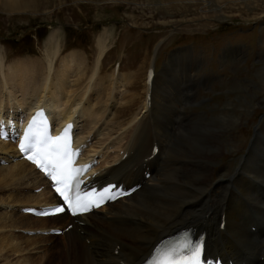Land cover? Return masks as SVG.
Masks as SVG:
<instances>
[{"label": "bare ground", "instance_id": "1", "mask_svg": "<svg viewBox=\"0 0 264 264\" xmlns=\"http://www.w3.org/2000/svg\"><path fill=\"white\" fill-rule=\"evenodd\" d=\"M54 34H51L46 40L45 55L49 60L44 63L43 69L40 71L42 74L38 75L34 71L31 77V73L28 71L31 65L27 67L26 63L21 62H17L15 65L13 62V64H7L8 66L3 65L1 69L2 56L0 54V113L5 106L10 107L12 110L19 107L28 114L41 107L52 121L55 120L61 125L71 119L76 112V118L80 119L81 128L80 136L76 135L75 139L81 141L85 138L83 142L86 143L87 135L93 129H95L94 135L96 131H99L96 129V125L103 129L101 128L103 123L108 124L111 122V119L107 121L108 118L104 121L101 119L105 118L106 115L105 103H116L118 100H125V93L128 90H125L121 95L119 93V95H115V92L111 95L113 88L119 89L121 86L128 85L132 76L131 74L126 75V73L124 75L117 72V78L114 80L116 84L111 82L115 79L113 76H110L109 79L104 76L106 78L104 80L97 77L101 57L107 49L106 40L108 37L104 34L96 41L97 54L93 68L90 69V74L86 78V81L89 79L88 82L84 86L81 84V87H76L78 83L69 79L73 75H81V79L86 75L84 60L79 57L78 53H69L70 55L63 56L57 70H54L53 59L58 53L59 47V43L56 42L58 39L55 40ZM31 64L33 67V63ZM38 65L36 64V66ZM40 67H36V69H41L42 67ZM25 81H30L28 87ZM74 81H77V79L75 78ZM106 81H108V85L104 88L103 93L99 91L104 96L97 97L96 92L98 90L95 91L93 88L90 89V94L86 91V84L91 83L96 87L103 85L104 82L106 84ZM25 86L27 89L23 88ZM152 88L153 104L150 112L155 117L153 123L154 126H157L156 132L160 142L158 151L161 152L163 160L157 153L153 159L152 174L138 191L127 198L117 200L101 208L99 211L105 210L103 213L88 214L83 225L78 228L73 226L70 231L65 233L63 235L66 248L65 254L56 258L55 262L59 264H134L147 253L152 243L163 234L188 223L197 225L202 214L204 215L208 210L210 211L209 214L206 218L201 219L199 226L203 224V227L210 233V245L215 254L233 256L239 259L240 264L254 263L256 257L260 255L264 257V236L258 240L253 238L264 229V204L262 203L264 202V188L260 186L261 183L264 184V163L258 161L253 155L255 153L252 155L248 153V148L235 169L219 166L215 169L217 172L216 179L211 178L212 168L227 149L225 140H221L220 137H224L231 127L239 123L240 117L229 115L227 111L222 114L219 113L220 115L216 117L211 116L210 119L200 117L194 112H192L193 114H186V112L176 110L187 105L188 100L186 98L185 101L181 99L175 105L165 106L164 103H160L161 96L159 92L161 88L159 84L156 83L155 87L152 85ZM15 89L23 92L20 96L21 102L20 99L17 100L13 96ZM78 89L82 93L74 94ZM189 90H192V88H189ZM57 92L60 94H57ZM28 93L33 94L31 100L26 102L25 95H28ZM4 94L7 95L8 100L2 99ZM104 97L109 98L108 101L106 100L107 102L104 101ZM130 101L131 99L126 100L124 104ZM91 102L96 104L98 102V104L95 105ZM156 107L159 108L158 113ZM144 113L139 116H137L138 113H134L131 116L132 132L135 131L138 123L150 120L151 114L149 116ZM10 114H14V112L11 111ZM109 115L110 117L113 116L114 112L110 110ZM201 115L203 116V114ZM214 124H217L216 128ZM109 131L111 132V128ZM132 136L135 144L138 134L133 133ZM101 140L104 141V139ZM112 140L105 141L103 147L110 144L117 149V143ZM150 140L151 138L143 143L141 150L129 140L125 141L124 145L127 146L128 150L132 149L133 153L127 159L105 169L101 173V177L105 179L123 176L125 183L136 180L139 176L140 166L138 157H141L143 151L147 149ZM0 150L1 158L7 157L5 154L8 151L9 154L14 153L13 145L8 143L1 142ZM86 151H89L85 154L86 157L99 152L98 148L94 146L87 147ZM100 159H102V156ZM117 160L118 157L112 161L116 162ZM6 165H0L5 166L0 168V187L2 189H16H8L10 191L5 195L6 197L0 198V203L10 201L21 204L24 202H38L47 198L48 193L46 191H44V195L42 193L33 195L29 192V188H34L38 183V176L29 165L22 161L11 163L8 159ZM197 166L203 168L202 173L196 172L195 168ZM132 167H135V169L132 170ZM224 168L228 170H223ZM239 168L244 174L241 179H238L235 174ZM163 170L165 178L159 181L163 185L162 191L157 193L154 183L156 177ZM180 179L189 184H194V187L199 191H194V196L187 195L183 197L177 195L182 188L188 187L185 183H177ZM222 180L224 181L219 186H215ZM206 185L207 187H205ZM211 187L213 188L211 189ZM138 207L140 208L138 209ZM142 213H146V215L143 216ZM15 214L6 210L0 211L1 231L5 228L24 227L25 224L29 225L32 221L38 223L36 225L38 227L43 224L42 222L48 221L45 218L31 217L19 212ZM221 215L224 216L225 220L224 233L217 228ZM59 220L60 217L53 218V224H58ZM249 225H255L257 232H251ZM117 226H122L123 230H118ZM26 227L33 228L34 226ZM1 231L0 234H2ZM19 238H22V236L11 232L4 234L2 237L5 242H8L9 251L14 252V254L19 252L21 256H26L21 259H19L20 257L17 258L20 264H36L37 260H34L33 254L29 253L30 250H38L39 248L37 252L49 253L48 248L40 251L43 247L36 248L33 244H30L27 237L23 238L24 246L21 247L20 242H18L19 245H15L14 240ZM30 238L37 239L34 236H30ZM64 243L61 246H64ZM2 246L3 244L0 249L3 248ZM114 250H116L115 254ZM32 253L37 254L35 251ZM43 256L45 258L48 254Z\"/></svg>", "mask_w": 264, "mask_h": 264}, {"label": "rangeland", "instance_id": "2", "mask_svg": "<svg viewBox=\"0 0 264 264\" xmlns=\"http://www.w3.org/2000/svg\"><path fill=\"white\" fill-rule=\"evenodd\" d=\"M53 33L59 43L58 53L53 59L54 70H57L63 56L70 55L69 53H78L84 60L86 75L82 79L81 75H73L69 79L78 83L76 87L88 82L89 79L86 81V78L93 68L97 54L96 41L104 34L108 37V50L100 61L97 77L104 80L113 76L115 79L111 82L116 84L114 80L117 77L110 72V65L117 58L121 59L120 71L125 72L118 73L131 74L128 85L119 89H114L111 85V95L114 92L115 95H121L125 89L128 91L126 90L125 100L105 103L106 115L115 107L111 111L114 112L113 117H108L107 121L116 120L125 127L133 110L142 108V73L145 66L153 60L156 73L158 71L156 77H153V87L158 83L166 92L161 93L160 89V103L165 106L178 103L181 96L177 94L178 91L174 93L173 90H177L191 78L193 87L188 92L191 99L183 107L186 114L194 112L210 119L211 116L216 117L227 111L229 115L240 117V122L231 127L224 137H220L225 140L227 149L212 168V179H216L215 169L219 166L235 169L248 148V153H255L253 155L258 161L264 163V0H0V54L3 65L26 63L27 67L31 65L32 69L28 68L31 77L34 71L38 75L42 74L40 71L49 60L45 55L46 40ZM185 45L190 48L189 54L183 51L181 59L173 62L172 69L171 63L163 65L170 58L171 49ZM228 46H238L239 49H227ZM29 61L33 63V67ZM195 65L198 67H194ZM165 76L170 79V84L162 83ZM75 78L77 81H74ZM25 82L28 87L30 81ZM86 85L89 94L93 88L98 90L97 97H102L108 81L96 87L91 83ZM26 86L23 88L27 89ZM78 92L82 93L78 89L74 94ZM22 93L15 89L13 96L18 100ZM32 94L25 95L26 102L31 100ZM2 96L3 100L9 99L6 94ZM13 96L11 95L12 98ZM107 99L109 98L104 97L105 102ZM129 99L131 101L124 104ZM93 104L97 105L98 102ZM156 112H159L157 107ZM101 119L104 121V118ZM110 123H103L101 127L107 131V135L110 128L112 131ZM102 139V142L108 141L106 136ZM157 153L163 160L161 152ZM202 169L201 166L195 168L198 173H202ZM235 174L238 179L244 175L240 168ZM164 178L163 170L154 183L157 193L162 191L163 185L159 181ZM177 183L188 185L177 195L194 196V191H199L194 184L181 179ZM260 186L264 188L263 183ZM2 190L1 188L0 191ZM141 215L145 216L146 213ZM117 229L123 230V227L117 226ZM3 235L0 234V246L3 244L1 249H4H0V264H20L18 260L26 256L9 251V244L2 239ZM64 240V237L53 239V244L59 242L56 247L43 246L42 249L48 248L50 254H44L41 250L37 252L35 249L29 253L37 260L36 264H59L55 259L65 254ZM14 241L15 245H19L17 240ZM63 243L64 246H61ZM20 246H24L23 241ZM34 251L37 254L32 253Z\"/></svg>", "mask_w": 264, "mask_h": 264}, {"label": "snow or ice", "instance_id": "3", "mask_svg": "<svg viewBox=\"0 0 264 264\" xmlns=\"http://www.w3.org/2000/svg\"><path fill=\"white\" fill-rule=\"evenodd\" d=\"M42 114L38 113V116ZM34 125L35 119L25 133V140H31L35 145L37 155L41 156L39 166L51 169L48 175L55 181V185H63V188L56 187V191L71 209L72 214L87 212L92 207H99L105 199H115V196H106L111 191L108 188L99 195L95 193L83 194L80 191L81 173L84 172V169L72 167V157L75 153L71 151L68 140V130L73 125L70 124L61 136L55 138L49 136L46 130L37 129L34 131ZM31 146L29 145V147ZM29 147L21 144L22 151H28ZM28 159L32 160V156H28ZM65 210L56 207L49 211L60 213ZM199 247L197 244L192 247L191 251L198 252Z\"/></svg>", "mask_w": 264, "mask_h": 264}]
</instances>
